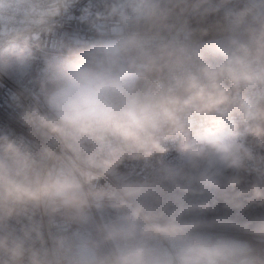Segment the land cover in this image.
<instances>
[{"label":"clouds","instance_id":"9594fccd","mask_svg":"<svg viewBox=\"0 0 264 264\" xmlns=\"http://www.w3.org/2000/svg\"><path fill=\"white\" fill-rule=\"evenodd\" d=\"M0 264H264V0H0Z\"/></svg>","mask_w":264,"mask_h":264}]
</instances>
